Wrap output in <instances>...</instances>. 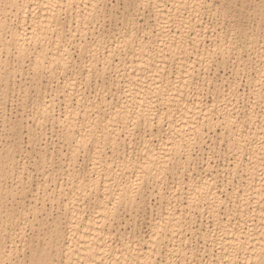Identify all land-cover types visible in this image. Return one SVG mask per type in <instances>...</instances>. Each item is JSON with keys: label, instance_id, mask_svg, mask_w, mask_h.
Segmentation results:
<instances>
[{"label": "bare ground", "instance_id": "obj_1", "mask_svg": "<svg viewBox=\"0 0 264 264\" xmlns=\"http://www.w3.org/2000/svg\"><path fill=\"white\" fill-rule=\"evenodd\" d=\"M99 1L104 0H3L2 2L0 0L1 81H8L9 74L15 70L12 66L9 67L13 60L9 57L4 59L1 55L3 52L9 53L13 52V50L15 60L19 59V63L22 65L29 58L30 64H28L35 71L34 73L38 75H41L47 69L52 70L53 68L54 71L55 65H60L61 70L64 69L63 67L69 68V64L74 59L69 52L68 45L70 43H65L67 41L65 32L69 30L72 34L75 31L76 34L77 30L83 31L84 28L81 29V23L83 22L85 26L84 21L94 15ZM140 1H144L143 3H145L147 0ZM166 1L169 3H166ZM152 2L153 7H155V11H153L155 29L147 31L149 38L144 39L142 36L138 42L133 43L134 31L131 29L126 34H123L124 31H121L123 35L121 34L122 36L120 37L117 35L118 37L108 45L110 49L107 47L109 54L113 51L115 53V49L125 47L128 49L127 47L131 45L135 52L132 57L136 56L135 59L131 60L132 64L130 63L132 65V67L130 65V68H134V70H129L130 72L128 71V76L125 74L127 77L124 80L121 78L122 75H117L118 79L114 81L115 83H112L116 88L115 90L114 88L111 90V99L106 98L105 96L108 95L104 96L103 94L102 101L99 100L100 102L91 100L90 98L85 100L86 94L81 84L86 79V76L85 78L82 77L80 70L75 71L72 68L75 71L74 76L67 78L61 89L66 100L65 110H57L54 97H49L45 93L44 95L40 93L42 96L40 95L36 103L38 111H36L37 116L35 118L39 126L43 127L47 122L51 125L58 124L63 127L66 139H69V141L75 139L76 144H73V148L70 151V160L73 163L71 169L73 178L71 179L69 189L72 193H80L81 196L88 195V200L92 202L87 201L94 204L93 206L91 205V213L85 216L82 212L74 209V206L70 207L75 195L74 197L71 196L72 203L66 204L69 207L67 209L68 216L66 217L69 218L67 221L65 220V222H68L66 229L60 226L62 218L54 221V235L56 237L55 256L59 258L63 254L65 264H160L161 261L159 260L158 253L156 255L152 249L154 246H151V248L150 245L156 244L155 247H160L161 237L164 233L166 235L167 233L171 234V237L168 239L172 241L176 239V236L186 238V241L187 235L185 233L187 230H190L188 226L196 220L191 210L195 209L201 215L203 213H210L214 216L213 226L215 228H212V225H207L205 228L201 223L198 228L191 229L192 236L199 235L204 240L210 237L211 244L209 243V246L205 245L202 250H196L186 245L183 247L179 243L180 241L175 242L171 246L168 244V260L171 255L179 253L183 259V264H264V88L262 87L264 86V61L256 70L255 84H253L255 87L248 92L252 94L251 97L254 98V102L252 100L250 106L245 110L248 122L244 126L239 121L238 113H236V111H239V108L242 109V107L236 104L242 95L240 91H236L239 81L230 82L227 90L222 91L220 94L214 93L210 102L203 99V92L198 90L199 85L194 81L198 65L203 62L202 59L205 55L206 57L208 56V50L209 52L211 50L209 47L207 48V44L202 39L203 31L207 28L198 27L196 19H189L190 15L187 16V14L182 13L183 9L181 10V8L184 6L185 10L190 0H152ZM206 2L207 0H196V4L193 3L191 5L196 7L194 10L198 12L202 10L201 8ZM5 3L9 5L7 8L2 6ZM191 5L190 7H193ZM62 7L71 9L69 15L62 16ZM72 9L75 10L74 13H72ZM6 11H11L13 16H16L15 19L7 17V14L2 15ZM212 11L213 8H209L206 12L212 13ZM91 19L93 18L91 17ZM72 20L75 21V25L72 23ZM65 23H67L68 28H66ZM54 26L56 28H53ZM180 29L182 30L179 33ZM191 30H193L192 36ZM5 33H8V35H5ZM221 35L222 31L219 36ZM89 38L86 37L85 40H82L84 43L79 39L78 45L82 50H95L98 49L97 47L105 48L106 45L104 44H106V41L103 40L101 35H94L93 33L91 39ZM70 40L68 39V41ZM109 41L111 42V40ZM228 45L226 44V46ZM212 48H215L214 45ZM98 51H94L95 53L92 51L91 56L94 59L92 57L91 60L89 59L91 63H95L98 60V53H100ZM222 55H224V52ZM103 59L104 64L106 60L111 61L110 54L104 55ZM128 60L130 59L128 58ZM204 63H206L205 59ZM103 68L104 66L101 69L103 70ZM17 70L20 71L19 69ZM73 98L76 100L75 105L73 103L69 104L70 99ZM4 99V96H0L1 105H3ZM131 99H135L136 106L132 104L133 100ZM82 103H86L83 110L80 109ZM257 103L263 106V108H260L263 109L261 110L262 112L260 109H256ZM98 107L99 110H102L101 114L103 116L100 117L99 113L100 116L95 117V121L94 117H92V112ZM95 113L97 116L96 111ZM3 116L6 120L5 112ZM105 116H108L107 120H105ZM258 119L260 126L256 127ZM92 120L93 122L95 121V125L98 124L97 122H100V125L98 127L95 126ZM132 125L133 127H131ZM219 126L222 127V130L226 128L229 136L232 137L234 143L233 150L240 149V152L237 153L233 162L229 165L231 171L237 173L240 162H244L242 173H239V180L230 183L225 181L220 182L208 162L207 167L202 171L197 172L195 175H190L186 188H184L179 180V184L183 187H180L177 182L178 189H172L174 188L172 187L168 193L161 192V197L167 198L169 202L175 201L176 203H180L181 208L183 205L182 201L185 199L187 207L185 206L181 211H178L167 204V215L164 214L163 216V214H160L161 212L159 213L160 215L153 220L152 232L148 236L134 234L130 237H125L121 234L123 237L118 243L115 242L116 246L111 249L109 247L110 242H108L109 236L116 233H112L111 229L107 231L102 227L105 220L117 215L121 203L134 206L139 203L140 198V202H143L146 196L145 182L150 175L156 179V177H164L166 171L170 170L179 178L181 175L180 171L175 167H170L172 161L175 166L181 160L179 158L178 162L175 156H180L185 152L187 159H190V152L193 146L205 142L210 132H216ZM136 127L142 129L140 134L138 133L143 151V160L139 165L136 163L137 158L135 159L134 154L130 150L128 152L123 147V139L119 141V136L122 133L121 128L133 132V129ZM37 138L39 139V135ZM93 138L96 142H102V144L103 142L110 143L112 147L110 149L111 152H109L110 154L102 150L100 151L99 146V149L94 150L92 155L89 154V160L92 165L87 168L78 167V148L86 147L88 142ZM45 149L46 151L44 152L50 150L47 145ZM56 151L63 153V150ZM51 152L53 153V150L50 151V154ZM5 156L7 157L6 159L11 160L8 162L10 167L14 161L13 156L10 154V151H7ZM187 159H185L186 162ZM43 162L45 163V161ZM181 163L184 162L181 161ZM1 166H3V162L0 160V169ZM132 166H135L134 168L137 171V174L134 176L132 172L126 171L127 168L130 170ZM228 184L231 187L230 191L227 189L228 192L226 193L225 188ZM65 186L60 185V189H58L59 194L62 196L69 194ZM14 188L12 185L11 187H7L6 190L9 193H13ZM224 191L226 194H223ZM16 195L18 196V194ZM225 196H228L230 199L228 200V197ZM109 200L112 202L109 203ZM230 200L231 204H229ZM175 202L173 206L176 204ZM235 208H239L241 218L239 220L235 218ZM221 210L226 214L225 219L222 218ZM23 211L24 209L22 208L21 214ZM28 214L26 217H28ZM251 217H255L257 221L253 220V223H246L250 221ZM82 223L85 227L84 230L79 229V225ZM217 228L221 230L222 234L216 236L212 233H215ZM117 235H119L118 232ZM223 235L225 237H221ZM60 238L64 239L63 245H61L62 241ZM6 243L7 241L4 238L0 241V248L3 252L1 257L5 260L11 257L14 249H17L13 243L11 248H7ZM146 243H152L148 244V247L151 249L149 248L148 250L147 248V250H144L143 246ZM221 246L227 251L223 252ZM238 252L242 254L238 255ZM30 256L38 264H50L53 260V258L50 259L51 254H48L46 251H40L37 246L32 247ZM110 258L112 259L108 263H103V260ZM168 263L175 264L172 259Z\"/></svg>", "mask_w": 264, "mask_h": 264}, {"label": "rangeland", "instance_id": "obj_2", "mask_svg": "<svg viewBox=\"0 0 264 264\" xmlns=\"http://www.w3.org/2000/svg\"><path fill=\"white\" fill-rule=\"evenodd\" d=\"M2 1L3 0H1V2ZM104 1L98 2L99 4L96 7L97 9L95 8L96 11L94 13L95 16L94 15L91 16L93 19L89 17L88 20H85L84 21L85 26L83 22L81 23V27H82L81 29L84 28L83 31L77 30L78 32L76 31V34L75 31L71 34L69 30H66L65 38H67V41L64 42L68 44L70 43L68 45L69 52L72 58L74 59L69 64V68L63 67L64 69L61 70L60 65L58 66L55 65L54 71L53 68L52 70L47 69L43 71L41 75H38L34 73L35 71L29 65L30 64L29 58L26 59V62L22 63L23 65L22 68V65L19 63V59L15 60V55L13 53L14 50L13 52L11 51L9 53L3 52L1 55V57H3L4 59L9 57L11 60H13L9 67L12 66L13 68H15L16 71L15 70L11 71L8 77L9 79L8 81H1L2 75L0 74V96L5 97V99L3 100L4 101L3 105L0 104V160L1 162H3V166H1L0 169V173H2L0 174L2 179V181L0 182V241L4 238L7 241L6 243L7 248H11V245L13 243L14 247H17L16 250L18 251L14 252L16 251L14 249L13 254L11 255V257L12 256L13 257L12 258L8 257L5 260L1 257L3 252L1 251L2 249L0 248L1 251L0 264H4V263L5 264H38L36 261H33L30 256L31 249L33 246L39 247L40 251H46L48 254H51L50 259L53 258V260H56L57 264H65L64 263L65 258L63 254H61L59 258L58 257L56 258L55 256L56 237L54 235L55 232L54 221L58 220L59 218H62L60 226L63 229H66V227L68 226L67 225L68 222H65V220L67 221L69 218V217L66 218L68 216L67 209H69V207L66 206V204L69 205L70 202L72 203L71 196L74 197V195H75L74 197L75 202L73 200V203L70 204V207L74 206V209L78 210L79 212H82L85 216L91 213L90 210H92V206L94 204H91L90 202L92 201L88 200L89 196L82 195L83 196L82 197L80 193L78 192L72 193L71 190L69 189V187L71 186L70 184L72 181L71 179L73 178L71 172L73 163L70 160L71 159L70 151L72 150L71 148H73V144H76L75 139H72L71 141H69V139H66L64 135L65 131L63 130V127H61L58 124L51 125L49 122H47L45 123L47 125L44 124L43 127L39 126L37 124L35 117L37 116L36 111H38V109L36 108L37 106L36 103L40 95L42 96V94L44 95V93L49 97H54L55 106L57 110H61V111L65 110L64 108L66 106V100L64 93L61 92V89L63 88L66 79L74 76V72L77 70L81 71L82 77L85 78L86 76V79L87 78L89 79V80L87 79L88 81L84 79L83 83L81 84L86 94L84 99L87 100L88 98H90L91 100H95L98 102H100L99 100L102 99L103 94L104 96L108 95L105 97L111 99L110 98L112 97V95H110L112 94L111 90L113 88L115 90L116 88V86L113 85L112 83L116 81V79H118L117 75L123 76L124 74L123 77L121 76L122 80H124L128 76L127 75L128 71L134 70V68H130V65L132 64L131 60L136 58V56L132 57L134 56L135 52L133 51L134 49L131 45L127 47L128 49H126V47L121 49H115L116 50L115 53L114 51L109 53L111 56V61L106 60L105 64L103 63L104 62L103 58L104 55L105 56L109 55L108 52L110 48L108 45L112 43L116 39V37L118 36L120 37L123 34L129 33L131 29L134 31V35H135L133 36L134 40L132 39L133 43L138 42L139 38L142 36H143L142 38L144 39L149 38L147 31H149V29L150 30L155 29V20H154V12H153L155 11L154 10L155 7H153V2L152 0H147L145 1V3H143L144 1L141 2L140 0H104ZM193 1L194 0L192 1L190 0V3L186 5L187 8L185 7V10H184V6L181 8V10L183 9L182 13L187 14V16L190 15L189 19H193V20L196 19V22L198 23L197 24L198 27L207 28L204 30L207 33L203 31L202 39L205 41V44H207L206 45L207 48L209 47V49L211 50L210 51L211 54L208 50L207 53L208 56L206 57L205 55V57H203L202 59L203 62L200 63L201 65L200 64H199L200 66L198 65L197 67L198 70L195 73L197 76L195 75L194 81L196 84L198 83L197 84L199 85L198 90L203 92V93L201 92L202 95L204 96L203 99L207 102H210L212 100L214 93L220 94L222 91L227 90L230 82L235 80L239 81L240 84L239 91L242 95L239 97L236 104H238L239 107H242V109L238 107L239 111L238 112L236 111V113H238L237 115L239 116V121L245 126L248 122V117L245 113L246 112L245 110L248 108V106H250L252 100L254 102V98L251 97L252 94L248 92H250V90L255 87L253 84H255L254 78L256 76V70L258 69V67L262 65V62L264 61V0H207V2L204 4L205 6L203 5V7L201 8L202 10L198 9L199 11L198 12L196 11L197 13L194 10V8L196 9V7L191 5L193 3L196 4V0L194 2ZM166 3L169 2L166 1ZM190 5L193 7H190ZM189 7L192 9V11ZM207 7L213 8L212 13L206 12L209 9ZM62 9H63L62 16H67V14L69 15L71 9H68L67 7L66 8L62 7ZM72 10H73L72 13H74L75 10L74 9ZM189 10L190 12H188ZM6 14L8 15L7 17L9 18L12 17L15 19L16 17L13 16V13H11V11L8 12L6 11V13L3 12L2 15H6ZM72 23H74V25L76 24L74 20H72ZM65 24H66V28H68L67 23ZM53 28H56V26H54ZM181 30L182 29L179 30V33L181 32ZM121 31L122 32L124 31L123 34ZM221 31H222V35L219 36V34H221ZM84 32L86 33V35ZM92 32L94 33V35H101L103 37V40L106 41V44H104L106 45L105 48L97 47L98 49L95 50H91V49L82 50L81 47H79L78 45V43L80 42L79 39L81 40L82 43H84V41L82 40H85L86 37L87 38L90 37L89 39H91V36H93ZM190 33L192 36L193 30H191ZM228 34L232 37L229 38L230 36ZM5 35H8V33L7 34L5 33ZM68 39L71 40L68 41ZM109 40H111V42ZM228 42L230 46L228 45ZM226 44L228 46H226ZM213 45L215 48H212ZM234 46L236 49L234 48ZM122 50L124 51L122 52ZM92 51L100 52V53L97 52L99 55L97 54L98 60L95 63L90 62L92 58L94 59V57L91 56ZM102 51L105 54H103ZM223 52L224 55H222ZM125 54L128 55L126 56ZM128 58L130 60H128ZM204 59L206 63H204ZM94 64L95 66H93ZM103 66H104L103 70L106 72V74L101 69ZM72 68L75 71H73ZM17 69H19L21 72L18 71ZM125 74L127 76H125ZM107 83L108 85H106ZM110 84L113 86H111ZM262 87L264 88V86ZM134 100L132 104L137 105V103H135ZM72 103L73 105L76 104V100L74 98L70 99L69 104ZM83 103L81 104L83 108L82 106H80L81 110L84 109V105L86 104ZM260 108H263V106L262 105L260 106L259 103H257L256 109H260ZM96 109L93 110L92 112V117H94L95 121H96L95 117H98L100 115H101L100 117L103 116L101 114L102 110H99V107ZM261 110L263 109H260V111ZM95 111L97 112V116ZM4 112L6 114V118H7L6 120L4 119L3 116ZM104 118L105 120H107L106 118H108V116L107 117L105 116ZM95 121L93 122L92 120L94 125H95ZM97 123L98 124H96L95 126L98 127V125H100V122ZM255 126L256 127L260 126L259 119L257 120ZM131 127H133V125ZM121 129H122L121 131L122 133L120 132L121 134L119 136L120 137L119 141H122L123 139L124 142L123 147L126 148L128 152L130 150V152L134 154L133 156L135 157V159L137 158L136 163H138L139 165V163L143 160L142 158L143 151L141 149L142 143L140 142V138H139V134L142 129L140 127L138 128L136 127L133 129L134 130L133 132H130L126 129L123 130V128ZM38 135H39V139L37 138ZM32 140L34 141L32 142ZM39 140H41L42 142ZM95 142L96 141L93 138L88 142L86 147L78 148V153H77L78 167L87 168L88 166H91L92 163L89 160L90 157L89 154L92 155L94 153V150L96 151L97 148L99 149V146H100L99 149L100 151L102 150L103 152H108V153L111 152L110 149H112V147L110 143L103 142L102 144V142L100 143L96 142L95 145ZM46 145L50 148V150L44 152L46 151L45 149ZM233 146L234 143L232 141V137L229 136L226 128L222 130V127L219 126L216 132L214 131L210 132V134L206 137L205 142H203L200 145L195 144L193 146L190 152L191 155L190 159H187L186 157L187 154L185 152H183L180 155L181 157L175 156L178 162H179V158L181 160L178 163V165L175 164V166L173 165V161H172L170 163V167H175L178 171H180L181 174L179 177L180 179L176 174H174L170 170L166 171L164 177H156L155 179L154 176L150 175V177L147 178V181L145 182L146 196L144 201L140 202L141 200L140 198L139 203L134 206L121 203L120 207L118 206L119 207V212L117 213L118 216L116 215L111 219L108 218L102 224V227H104L107 231L111 229L110 231H112V233H116L115 235L111 234L109 236V240H108V242H110L109 247L113 249V247L116 246L115 242L118 243V241H120L123 236L130 237L134 234H143L145 236H148L152 232L151 228H153L152 227L153 220H155L156 217H158L160 214H163V216L164 214L167 215L166 209L168 208L169 205H171L173 209L175 208V210L178 211H181L183 207L185 208V206L187 207V203H186L187 201L185 199H183L182 201L183 205L181 208L180 203L178 202L176 203L175 201L169 202L167 198L165 199L161 197L162 196L161 192L168 193L172 187H174L172 189L175 188L178 189V185H180L179 180L180 183L184 186V188H186L188 183L187 181L190 180V175L192 174L195 175L197 174V172L202 171L204 168L207 167L208 162L210 163L215 176H217L220 182L223 181L227 183H230L232 181L237 182L240 178L239 173L240 172L242 173V165L244 162L243 161L240 162L237 173L231 171L229 165L233 162L237 153L240 152V149L233 150L232 148ZM51 150H53V153L51 152L50 154ZM55 150H63V153H59L58 151L55 152ZM7 151H10V154L13 156L14 159L10 167L8 162L11 160L6 159L7 157L5 156ZM42 155L44 156L42 157ZM184 158L187 159V162ZM87 159L90 161V163ZM69 160L71 163L69 162ZM43 161H45V163ZM181 161H183L184 163H181ZM178 166L180 167L178 168ZM68 167H69V172H68ZM134 167L135 166L130 167V170L129 168L126 169L127 172H132L133 176L137 174V171ZM66 169L67 171H65ZM63 171L64 173H62ZM59 184L62 186H65L67 184L68 186L66 185L65 187H67V192H69V194L63 196L60 195L59 194L60 192L58 190L60 189ZM12 185L15 187L14 191L13 193L11 192L9 193V191H7L6 189L7 187H11ZM182 185H180V187H183ZM227 186L225 188L226 193L230 191L231 185L228 184ZM225 191L223 192V194H226ZM15 194H18V196L17 195L15 196ZM229 199L230 198L228 197V200ZM87 200L90 202H88ZM111 202L112 201L109 200V203ZM174 202L176 203L175 205L177 207L175 205L173 206ZM230 202L231 200L229 201V204H231ZM22 208L24 209L23 213L24 212L27 214L29 213L28 217H26L27 214L25 213L24 215L23 213L21 214ZM19 210L21 211L18 212ZM191 210L196 220L194 223L188 226L190 230H187L185 233L187 235L188 241L187 240L185 241L186 238L183 237L180 238V236L178 237L176 236V239L172 241L168 239L169 237H171V234L167 233L166 235V233H164L162 234L161 237L162 239H161L160 247L158 246L155 247L156 244L153 245L152 243L144 244L143 246L144 250H147V248L149 250L151 246L152 247L154 246L153 248L152 247L151 248L153 249L156 255L158 253L159 260L161 261L160 264H170L168 263L170 259H172L175 262V264H183V259L181 255H179V253L176 252H175L176 254L171 255L169 257L170 258L169 260L167 259L169 253L168 252L169 249H167L168 244L171 246L175 242L177 243L180 241L179 243L183 247H185L186 245L190 248H195L196 250H202V248L204 249L205 245L209 246L211 244L210 237L204 240L199 235L192 236L191 229L198 228L201 223L203 224L204 227L207 225L210 226L212 225L213 228L214 216L210 213H203L201 215L200 213H198L199 211L195 209H191ZM221 212H222L221 214L222 218L225 219L226 218L225 212L222 210ZM234 212L236 213L235 218H238V220L241 219L239 208H235ZM18 219H20L21 221ZM253 220H255V217H251L250 221L246 223H250V222L253 223L254 222ZM84 228L85 227L83 223L79 225L80 230H84ZM81 232L83 233V231ZM117 232L119 235H117ZM212 234H215L217 236L218 234H222V232L219 228H217L215 233ZM221 237H225V235ZM60 240L62 241L61 245H63L64 239L60 238ZM148 244L149 245L152 244V245L148 247L149 246ZM221 249L223 252L227 251L223 248V246H221ZM216 250H214V252H216ZM241 254H242L241 252H238V255ZM111 259L112 258L108 260L105 259L103 260V263H108V261H110Z\"/></svg>", "mask_w": 264, "mask_h": 264}, {"label": "snow or ice", "instance_id": "obj_3", "mask_svg": "<svg viewBox=\"0 0 264 264\" xmlns=\"http://www.w3.org/2000/svg\"><path fill=\"white\" fill-rule=\"evenodd\" d=\"M3 7L7 8L9 5L7 3L3 4L2 5ZM236 91L239 92V83H237V86H236ZM50 264H57V261L56 260H52L50 262Z\"/></svg>", "mask_w": 264, "mask_h": 264}]
</instances>
